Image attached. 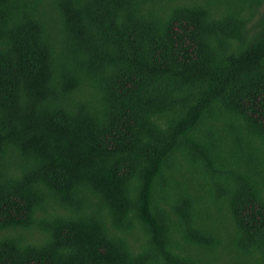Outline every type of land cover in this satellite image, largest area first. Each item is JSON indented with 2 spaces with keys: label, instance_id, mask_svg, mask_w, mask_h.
<instances>
[{
  "label": "trees",
  "instance_id": "trees-1",
  "mask_svg": "<svg viewBox=\"0 0 264 264\" xmlns=\"http://www.w3.org/2000/svg\"><path fill=\"white\" fill-rule=\"evenodd\" d=\"M0 264H264V0H0Z\"/></svg>",
  "mask_w": 264,
  "mask_h": 264
}]
</instances>
